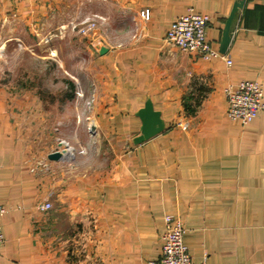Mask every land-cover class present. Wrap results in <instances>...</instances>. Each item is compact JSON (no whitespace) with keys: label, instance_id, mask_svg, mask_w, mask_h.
I'll return each mask as SVG.
<instances>
[{"label":"crops","instance_id":"1","mask_svg":"<svg viewBox=\"0 0 264 264\" xmlns=\"http://www.w3.org/2000/svg\"><path fill=\"white\" fill-rule=\"evenodd\" d=\"M85 4V14L95 7L106 17L82 35L80 56L69 50L83 100L70 84L63 97L19 86L0 99V264H146L161 255L167 214L182 221L194 262L264 264V111L246 124L232 119L226 93L246 79L264 95V0ZM72 7L0 0V37L46 36ZM189 10L209 16L207 39L231 64L166 42ZM155 114L159 130L139 141ZM81 118L97 123L80 138H106L96 146L104 162L55 140V123Z\"/></svg>","mask_w":264,"mask_h":264},{"label":"rangeland","instance_id":"2","mask_svg":"<svg viewBox=\"0 0 264 264\" xmlns=\"http://www.w3.org/2000/svg\"><path fill=\"white\" fill-rule=\"evenodd\" d=\"M88 9L87 4L85 6L82 5V0H75V7L65 9L64 11V18L66 20L60 17L59 24L55 27L53 25L48 35H41L31 42L5 41V36L0 37V99L4 95H8L9 91L17 93L20 90L19 86L27 87L23 91H27L29 95L41 92L42 95L48 97L52 95L63 97L66 92H69L67 91L69 90L67 86L69 82H72L75 86L72 93L80 101L83 100L82 80L69 69V60L67 61V59L69 57L70 60H76V57L74 59L70 57L72 53L69 50L75 49V53L80 56L82 35L92 32L101 25L98 22L94 28L87 30L85 33L79 31L80 26L84 25L87 18L96 14L102 15L96 12L99 9L95 7L90 8L95 12L85 14L84 12L88 11ZM2 30V26H0V35H2ZM40 82L42 87L36 89L35 84ZM9 84H12L10 86H16V88L8 89L7 86ZM82 107L80 105V109ZM57 123H55L57 129L53 130V133L55 134L54 137H56L55 140L61 141L59 143L60 147L61 145H65V148H69V151H72L74 154L78 151L80 154H86L87 157L92 156L91 160H95L96 162L100 159H103L102 162L105 161V155L101 154L100 156L96 152L98 144H102L103 146L106 144L107 141H105L106 138L104 136L96 138L79 137L87 127L91 133L94 132L93 130L96 128L92 126L96 125L97 122H89V120L81 118L80 120H63ZM66 138L74 139L72 143L76 145L75 149L68 143ZM109 159H111L110 154H108Z\"/></svg>","mask_w":264,"mask_h":264},{"label":"built area","instance_id":"3","mask_svg":"<svg viewBox=\"0 0 264 264\" xmlns=\"http://www.w3.org/2000/svg\"><path fill=\"white\" fill-rule=\"evenodd\" d=\"M142 14L149 17V10H143ZM102 15L96 14L87 18L79 31L85 33L94 28ZM209 16L189 10L177 16L170 24L166 42L181 50L200 54L205 59L222 56L228 64L231 59L215 50L207 39ZM228 106L227 114L232 119H238L243 124L253 120L261 111H264L263 85L256 80H242L226 89ZM52 203L48 200L40 204L41 209H50ZM7 208L0 204V244L4 241L1 218ZM166 229L163 234L162 252L158 259L149 260L146 264H206L205 258L196 263L193 261L188 246L184 243L182 221L172 214L165 216Z\"/></svg>","mask_w":264,"mask_h":264},{"label":"water","instance_id":"4","mask_svg":"<svg viewBox=\"0 0 264 264\" xmlns=\"http://www.w3.org/2000/svg\"><path fill=\"white\" fill-rule=\"evenodd\" d=\"M156 114L155 116H152L151 118H147L144 121L143 124V134L139 137V141H143L154 134L159 130V127H157V120H156ZM94 127V125L92 126ZM66 152L65 149L62 150H56L49 154V158L53 160H58L63 157L64 153Z\"/></svg>","mask_w":264,"mask_h":264},{"label":"trees","instance_id":"5","mask_svg":"<svg viewBox=\"0 0 264 264\" xmlns=\"http://www.w3.org/2000/svg\"><path fill=\"white\" fill-rule=\"evenodd\" d=\"M68 82H69V81H68ZM69 84H70L71 86H74L72 82H69Z\"/></svg>","mask_w":264,"mask_h":264}]
</instances>
